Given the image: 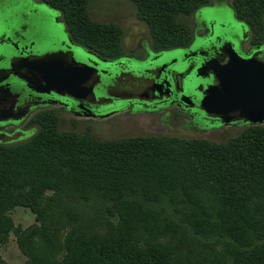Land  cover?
I'll use <instances>...</instances> for the list:
<instances>
[{"label": "trees", "instance_id": "16d2710c", "mask_svg": "<svg viewBox=\"0 0 264 264\" xmlns=\"http://www.w3.org/2000/svg\"><path fill=\"white\" fill-rule=\"evenodd\" d=\"M41 1L62 12L72 37L81 45L89 49L100 45L106 57L120 53L118 28L96 23L88 12L89 0ZM132 1L158 49L187 44L192 30L186 18L210 4L209 0ZM232 5L254 34L264 36V0H233ZM53 115H40L44 120L39 130L27 140H0V241L16 230L9 211L17 205L27 204L39 214L47 212V191L61 188L52 181L62 172L64 179L76 180L86 192L109 199L116 194L112 201L120 213L131 215L137 205L142 229L155 236L174 223L163 217L167 209L154 211L124 197L164 193L174 200L184 194L183 200L192 205L193 229L225 236L235 264H264V125L251 126L223 144L152 135L100 142L61 133ZM6 200L10 202L4 206ZM105 210L113 212L110 206ZM150 211L152 218H144ZM104 225L111 226L110 221ZM83 252L85 264H165L161 251H135L124 242H96Z\"/></svg>", "mask_w": 264, "mask_h": 264}, {"label": "rangeland", "instance_id": "374dc122", "mask_svg": "<svg viewBox=\"0 0 264 264\" xmlns=\"http://www.w3.org/2000/svg\"><path fill=\"white\" fill-rule=\"evenodd\" d=\"M209 1L214 5L215 15L220 16L228 25L235 24L243 30L242 23L237 20L231 7L233 0ZM2 6L0 3V9ZM42 6L54 15L55 21L60 14L62 22L59 27L63 36L67 35L66 26L72 32L62 12L44 4ZM88 12L96 23L113 25L120 32L119 44L116 45L120 53L107 58L130 53L142 41H148L153 49H158L147 21L143 19L137 4L132 0H89ZM194 15L190 14L186 18L192 35ZM0 17L4 22V13L0 12ZM108 46L111 50H116L114 44L110 43ZM94 48L96 49L92 50L105 56L100 51L102 46L95 45ZM172 57L173 55L169 56L170 59ZM44 112L54 114L61 133L87 136L100 142L152 135L202 138L223 144L237 138L251 126H256L228 124L216 129L194 131L184 125L189 118L174 109L152 113L126 111L97 119L79 117L66 111L62 106L54 105L39 109L19 124L17 135H11L16 130L14 126L7 127L5 130L12 138L4 142L12 143L30 138L39 130V123L44 120L40 115ZM29 131L31 132L28 133ZM57 174L52 182L61 188L47 191L45 200L49 206L47 212L36 213L32 207L24 203L9 211L16 230L11 231L6 240L0 241V264H85L83 249L96 242H124L131 245L135 251H161L165 256L163 259L165 264H235L234 254L231 252L233 248H227L223 240H226L225 236L220 235L219 238V234L213 235L206 229L207 234L204 235L192 228L190 222L194 219L189 213L192 205L183 200L184 194L182 197H175L174 200L170 195L166 197L164 193H160V197L154 193L148 195L137 193L132 194V197L128 195L124 197L131 201H139L154 211L167 209L162 215L174 223L167 225L165 233L155 236L142 229L137 205L136 210L131 211V215H127L126 211L120 213L114 207L115 201H112L116 194L109 199L96 192H86L76 180L64 179L62 172ZM68 178L73 179L70 176ZM9 202L6 200L4 206ZM105 206H110L113 212L105 210ZM147 217L152 218L151 211L150 215H144V218ZM107 221H110L111 226L104 225Z\"/></svg>", "mask_w": 264, "mask_h": 264}, {"label": "flooded vegetation", "instance_id": "af4514ba", "mask_svg": "<svg viewBox=\"0 0 264 264\" xmlns=\"http://www.w3.org/2000/svg\"><path fill=\"white\" fill-rule=\"evenodd\" d=\"M0 3L3 5L0 12L5 16V24L0 17V68H9L12 61L19 63L21 57L72 51L76 59L95 67L97 78L93 76L88 81L89 84L96 82L95 97L88 93L75 99L53 91H37L11 74L6 92L0 96L1 141L17 135L19 124L34 112L54 105L79 117L97 119L126 111L152 113L174 109L189 118L184 125L194 131L228 125L225 123L228 118H235L230 125L248 124L239 112H210L203 105L206 89L214 83L212 71H219L228 63H237L233 50L244 60L255 59L256 67L264 64V36L253 33L232 3L243 30L215 15L214 5L210 3L196 11L193 35L187 44L153 49L148 41H142L130 53L116 58H107L81 45L66 25L67 35L63 36L59 27L60 14L55 21L54 15L42 4L58 10L41 0H0ZM170 55H173L171 59ZM201 64L207 68L203 75H197ZM9 126L16 128L12 136L5 130Z\"/></svg>", "mask_w": 264, "mask_h": 264}, {"label": "water", "instance_id": "95a60500", "mask_svg": "<svg viewBox=\"0 0 264 264\" xmlns=\"http://www.w3.org/2000/svg\"><path fill=\"white\" fill-rule=\"evenodd\" d=\"M87 52L84 47H79ZM90 52V51H88ZM237 63L221 66L214 73V83L209 85L203 100L204 107L210 112H239L245 123L251 125L264 123V64L254 65L255 59H242L235 50L232 51ZM98 60L97 55L93 54ZM12 61L9 68H0V96L6 92V82L11 74L21 78L29 87L37 91H53L61 96L82 98L88 93L95 97V84L88 81L96 69L76 59L74 52L52 55H31ZM207 65L201 64L196 72L203 75ZM258 68L259 70H256ZM255 69V70H254ZM235 118H228L230 124Z\"/></svg>", "mask_w": 264, "mask_h": 264}]
</instances>
